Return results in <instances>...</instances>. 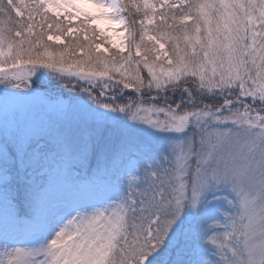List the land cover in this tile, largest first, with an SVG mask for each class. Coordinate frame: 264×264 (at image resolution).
<instances>
[{"label": "snow or ice", "instance_id": "obj_1", "mask_svg": "<svg viewBox=\"0 0 264 264\" xmlns=\"http://www.w3.org/2000/svg\"><path fill=\"white\" fill-rule=\"evenodd\" d=\"M0 264H264V0H0Z\"/></svg>", "mask_w": 264, "mask_h": 264}, {"label": "trees", "instance_id": "obj_2", "mask_svg": "<svg viewBox=\"0 0 264 264\" xmlns=\"http://www.w3.org/2000/svg\"><path fill=\"white\" fill-rule=\"evenodd\" d=\"M138 1H139V0H138ZM125 2H128V0H125ZM132 11H133V14H135L134 9H133ZM26 18H27V14H25L24 19H26ZM154 26H159V20L156 21V24H155Z\"/></svg>", "mask_w": 264, "mask_h": 264}, {"label": "rangeland", "instance_id": "obj_3", "mask_svg": "<svg viewBox=\"0 0 264 264\" xmlns=\"http://www.w3.org/2000/svg\"><path fill=\"white\" fill-rule=\"evenodd\" d=\"M137 2H139V1L137 0Z\"/></svg>", "mask_w": 264, "mask_h": 264}]
</instances>
